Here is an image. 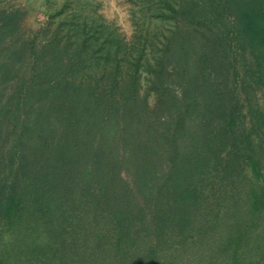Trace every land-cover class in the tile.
I'll return each mask as SVG.
<instances>
[{
  "label": "trees",
  "instance_id": "obj_1",
  "mask_svg": "<svg viewBox=\"0 0 264 264\" xmlns=\"http://www.w3.org/2000/svg\"><path fill=\"white\" fill-rule=\"evenodd\" d=\"M132 3L0 5V264H264V0Z\"/></svg>",
  "mask_w": 264,
  "mask_h": 264
},
{
  "label": "rangeland",
  "instance_id": "obj_2",
  "mask_svg": "<svg viewBox=\"0 0 264 264\" xmlns=\"http://www.w3.org/2000/svg\"><path fill=\"white\" fill-rule=\"evenodd\" d=\"M101 12L111 21H113L126 37L131 39L135 32L133 16V0H100ZM20 5L26 8L28 15L25 18L24 25L28 29H37L46 20L44 14L43 0H0V5L6 3Z\"/></svg>",
  "mask_w": 264,
  "mask_h": 264
}]
</instances>
